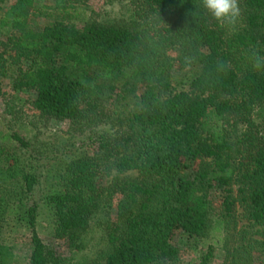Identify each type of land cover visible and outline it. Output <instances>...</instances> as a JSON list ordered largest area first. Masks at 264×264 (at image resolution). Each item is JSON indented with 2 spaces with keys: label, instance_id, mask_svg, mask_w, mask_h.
Here are the masks:
<instances>
[{
  "label": "trees",
  "instance_id": "1",
  "mask_svg": "<svg viewBox=\"0 0 264 264\" xmlns=\"http://www.w3.org/2000/svg\"><path fill=\"white\" fill-rule=\"evenodd\" d=\"M8 1L0 0V98L12 74L13 92L33 96L38 118L69 122L80 133L111 124L90 137L87 153L67 164L44 197L57 239L80 249L92 218L114 208L105 257L93 264H168L179 256L181 236L223 228L229 239L241 206L264 245V130L254 120L264 110V0H237L231 21L216 20L203 0H140L124 24L88 18L78 4L90 0L44 8L36 0L6 8ZM33 16L52 22L35 26ZM182 69L194 74L187 90L173 85ZM125 102L129 110L119 111ZM4 139L31 147L18 133ZM20 161L0 143V195L15 172L21 194L35 191L37 171ZM214 193L221 211L213 228ZM23 199L9 210L31 233L30 264H60L50 262L39 234V205ZM257 243L235 249L228 264H255ZM7 257L0 241V264H10ZM214 257L209 245L196 264Z\"/></svg>",
  "mask_w": 264,
  "mask_h": 264
},
{
  "label": "rangeland",
  "instance_id": "2",
  "mask_svg": "<svg viewBox=\"0 0 264 264\" xmlns=\"http://www.w3.org/2000/svg\"><path fill=\"white\" fill-rule=\"evenodd\" d=\"M16 0H9L6 8H9ZM140 0H90L88 4L79 3L87 11V17L103 23L124 24L130 21L136 2ZM52 0H36V7H50ZM35 26H45L52 22L47 16L32 17ZM5 39V33L0 32V41ZM194 74L189 69L177 70L173 79V85L177 90L189 89V84ZM12 74L4 78V86L7 96L0 98V143L11 146L18 152L20 165L26 169L37 171L39 184L35 191L27 196L19 191L22 181L20 172L11 176L6 182L0 195V205L6 206L1 221L0 235L1 245L7 254L10 264H30L32 253V236L28 228L20 219L14 217L9 210V204L13 200L23 199L24 202L37 203L39 205L38 231L44 241L50 262L60 264H93L95 261H103L109 246L108 231L106 230L107 218L114 220L115 210H111L109 217L103 212L96 214L90 223V227L83 236V245L80 249L68 247L65 240L54 236V218L52 211L44 201L45 195L54 190L58 184V177L62 175L67 164L71 160L84 156L88 151V141L95 132L111 130V124L102 125L94 131L84 133L73 130L69 122L38 118L32 107L33 96L31 94L13 92ZM143 89L139 87V93ZM20 96V97H19ZM10 105V106H9ZM128 103H119L118 110H129ZM255 122L262 124L264 130V110L258 111L254 117ZM232 130V128H231ZM244 130L239 127V132ZM18 133L31 143L29 149L19 147L17 141L4 139L7 135ZM107 180V179H106ZM105 180L104 184H107ZM19 198V199H18ZM13 206V205H12ZM15 206V204H14ZM239 206V204H238ZM221 211V198L217 194L211 196L210 217L213 228ZM258 226L253 225L244 215L243 208L239 206L236 222L233 224L229 239L222 229L217 228L205 237L181 236L175 243L179 248V256L168 264H196L209 245L215 247V257L210 264H228V256L234 250L242 249V244L257 243L263 240L258 232ZM228 246V251L225 246ZM230 252V253H229ZM255 264H264V245L256 244L251 251ZM230 258V257H229Z\"/></svg>",
  "mask_w": 264,
  "mask_h": 264
},
{
  "label": "clouds",
  "instance_id": "3",
  "mask_svg": "<svg viewBox=\"0 0 264 264\" xmlns=\"http://www.w3.org/2000/svg\"><path fill=\"white\" fill-rule=\"evenodd\" d=\"M203 6L218 21H231L239 15L237 0H203Z\"/></svg>",
  "mask_w": 264,
  "mask_h": 264
}]
</instances>
